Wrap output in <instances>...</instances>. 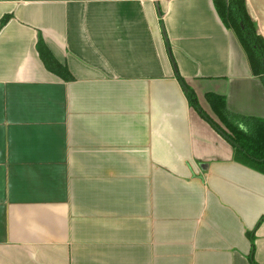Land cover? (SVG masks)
<instances>
[{
  "label": "crops",
  "instance_id": "0c3cea01",
  "mask_svg": "<svg viewBox=\"0 0 264 264\" xmlns=\"http://www.w3.org/2000/svg\"><path fill=\"white\" fill-rule=\"evenodd\" d=\"M245 5L264 39V0ZM4 14L0 264H264V172L175 75L218 123L207 93L264 118L215 0H0Z\"/></svg>",
  "mask_w": 264,
  "mask_h": 264
},
{
  "label": "trees",
  "instance_id": "16d2710c",
  "mask_svg": "<svg viewBox=\"0 0 264 264\" xmlns=\"http://www.w3.org/2000/svg\"><path fill=\"white\" fill-rule=\"evenodd\" d=\"M215 5L221 20L233 31L244 51L251 74L258 77L264 87V39L257 32L247 12L245 0H215ZM9 18V14L1 17L0 28ZM36 50L50 72L65 80L71 78L68 68L54 57L41 36H38ZM175 75L189 105L231 145L234 159L264 172V118L232 113L226 107L224 96L207 93L206 99L217 116L220 122L218 123L202 109L195 92L185 83L177 70ZM253 233L254 230L247 232L251 241L250 253L254 246Z\"/></svg>",
  "mask_w": 264,
  "mask_h": 264
}]
</instances>
